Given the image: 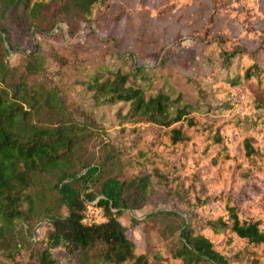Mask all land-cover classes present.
I'll return each instance as SVG.
<instances>
[{"label":"trees","instance_id":"16d2710c","mask_svg":"<svg viewBox=\"0 0 264 264\" xmlns=\"http://www.w3.org/2000/svg\"><path fill=\"white\" fill-rule=\"evenodd\" d=\"M210 1L196 34L216 65L201 75L209 86L188 76L194 103L182 104V91L147 94L152 67L124 70L129 54L103 67L107 77L89 73L93 104L129 103L115 139L55 81L48 60L68 64L66 48L39 40L64 35L62 24L69 38L90 28L89 39L111 1L0 0V264H55L57 247L69 264H264V0ZM181 56L189 69L196 49ZM207 98L224 112L209 116ZM148 204L139 244L118 213ZM91 205L102 219L89 217Z\"/></svg>","mask_w":264,"mask_h":264},{"label":"rangeland","instance_id":"374dc122","mask_svg":"<svg viewBox=\"0 0 264 264\" xmlns=\"http://www.w3.org/2000/svg\"><path fill=\"white\" fill-rule=\"evenodd\" d=\"M111 6L106 13L99 15L98 24L92 27V34L86 39L85 33L90 28H82V32L69 38L66 25L62 24L64 35L57 32L39 37L45 48H49L51 43L60 47L59 53L66 55L68 64L62 66L48 60L50 69L56 71L54 76L64 89L72 96V99L87 111L93 113L101 120L110 135L117 139L120 136V129L124 125V115L129 109V103L119 102L116 104H93V91L87 86L89 73H102L107 77L112 73L103 68L110 65L112 68L118 65V61L113 57L116 54H126L130 56L124 70H131L134 64L144 63L152 67L150 72L151 82L144 83L147 94L153 92L154 88H163L170 92L173 97H177L182 91L184 93L182 104L198 99V93L192 82L188 79L190 74L202 78L204 83L209 86V80L201 77L207 66H214L216 63L210 60L214 57L213 51L206 53L201 51L202 44L197 40V31L201 30L208 19L212 9L210 0H194V4L184 9L167 14H151L146 6L157 7L167 0H110ZM224 22V21H223ZM220 22L214 30L222 27ZM264 27V23L261 24ZM88 43L85 47H72V42ZM195 48L197 52L196 61L189 69L179 65L178 62L184 53L189 49ZM164 56H168V61L161 65ZM186 56V55H184ZM16 54L11 53L10 58L15 61ZM132 57V58H131ZM264 58V55H260ZM170 69V73L168 72ZM206 103L212 105L208 108L209 116H216L224 112L218 103L207 98ZM206 105L203 106L205 110ZM133 124L132 121L129 122ZM127 126V124H126ZM129 127V126H127ZM143 130L148 129L146 123H139ZM154 209L153 205L148 204L140 209H125L118 213V218L124 224L126 233L137 243L144 244L145 231L143 219ZM89 217L102 219L101 211L93 205L89 206ZM45 226L38 225L36 236L41 237L45 234ZM56 257L55 264H69L67 254L63 247L54 249Z\"/></svg>","mask_w":264,"mask_h":264}]
</instances>
